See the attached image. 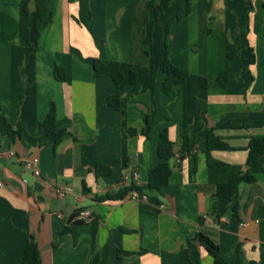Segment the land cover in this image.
<instances>
[{
    "label": "crops",
    "instance_id": "0c3cea01",
    "mask_svg": "<svg viewBox=\"0 0 264 264\" xmlns=\"http://www.w3.org/2000/svg\"><path fill=\"white\" fill-rule=\"evenodd\" d=\"M161 1L46 0L45 25L36 0H0V115L21 131L14 142L0 132V264H23L32 237L43 264H216L195 240L199 233L225 264H264V156L252 171L255 183H242L230 200L216 191L248 170L249 142L264 136V0H169L154 22ZM166 41L172 63L189 73L169 94L159 69ZM97 59L121 64L120 89L95 77ZM57 65L64 83L54 78ZM223 72L234 77L225 88L216 84ZM118 91L117 111L108 100ZM52 104L58 130L66 131L56 149L40 145ZM236 119L245 127L233 128ZM165 128L175 156L162 194L101 200L147 186ZM205 129L228 145L211 150L214 167L204 138L187 152L185 136ZM33 159L39 177L24 167ZM99 165L111 173L98 176ZM82 211L90 220L74 223Z\"/></svg>",
    "mask_w": 264,
    "mask_h": 264
},
{
    "label": "trees",
    "instance_id": "16d2710c",
    "mask_svg": "<svg viewBox=\"0 0 264 264\" xmlns=\"http://www.w3.org/2000/svg\"><path fill=\"white\" fill-rule=\"evenodd\" d=\"M150 6H152L150 4ZM169 0H162L160 5L155 8L154 12V22L158 20L159 13L168 9ZM36 9L38 11V16L40 20L44 21V24L47 25L51 22V17L48 15L46 8V0H36ZM27 12V9L25 7ZM152 27L148 29V33H151ZM33 50L35 48H32ZM148 55H151L149 50ZM151 83L150 87L155 89L156 82V72L157 68L155 67L154 61H151ZM159 69L165 74V82L163 85V92L169 94L175 87L183 85L187 82L189 73L187 70L180 69L175 66L170 59V52L168 49L167 41L165 42V50L162 61L160 63ZM94 74L96 78L109 77L112 79L115 87L120 89V87L126 81V76L122 71V66L119 62L110 61V60H101L97 59L94 63ZM129 82L135 85L138 81L137 74L134 71L129 72ZM54 78L59 83H64L66 81V72L64 68L60 66H55L54 69ZM234 77L228 73L223 72L217 78V86L225 88L232 84ZM200 87L207 88L208 83L206 78H201L199 82ZM109 105L114 110H120L121 108V94L116 92L109 97ZM58 116L57 109L55 104H52L51 109L46 117V119L41 123L42 129L46 133V138L40 145L42 146H52L53 149H56L63 141L66 136L65 130H58L57 128ZM246 125L245 119H236L232 122L233 128H244ZM152 128V118H148L146 127L142 131V135L149 137ZM0 132L6 135L11 142L16 141V139L21 137V131L15 130L13 126L9 123L8 119L4 115H0ZM131 135H136L137 132L130 130ZM197 137H202L206 141V154L208 156V164L212 167L217 166L219 163L215 162L210 157V152L213 149H225L228 145L223 142L215 133L214 129H205L201 131L198 135L187 134L185 138L189 142V147L187 152L191 154L193 147L195 146V141ZM174 148L170 140L169 131L167 128L163 129L160 133V140L158 143V157L160 163L157 167L153 168L149 172V182L146 187L132 186L125 189L124 191L116 195H107L101 200H117L124 198L129 192L136 191L139 194L144 191L153 192L162 194V190L168 186L171 175L172 168L170 166V161L174 158ZM264 156V136L253 137L249 142V153L246 165L248 170L246 172H238L232 178L226 182L221 183L216 186L217 195L223 197L227 200H230L234 195L238 193L239 186L242 183L253 184L256 182V178L253 175L252 171L258 167H261V157ZM98 176H106L111 173V169L105 166L99 165L96 168ZM79 214V213H78ZM77 214V215H78ZM196 241L202 243L209 255L214 259L216 264H225V260L222 258L219 248L215 245L208 237L199 233L195 237ZM192 247V242L189 245ZM189 247V248H190ZM122 254V253H120ZM128 255L126 253H123ZM97 260V258H96ZM23 264H43L39 245L34 237H32L30 243L24 251L22 258ZM95 263V262H94Z\"/></svg>",
    "mask_w": 264,
    "mask_h": 264
},
{
    "label": "built area",
    "instance_id": "2783aa9c",
    "mask_svg": "<svg viewBox=\"0 0 264 264\" xmlns=\"http://www.w3.org/2000/svg\"><path fill=\"white\" fill-rule=\"evenodd\" d=\"M10 155H12V153H10ZM179 162H180V157L177 156V163H179ZM38 163H39V159H33V160H29V161L26 160L24 162V167H25V169L30 170L36 177H39V176H41V172H40V169L38 168ZM129 178H130V176L126 177V180H129ZM131 179L133 181H139L138 173H133V175L131 176ZM2 186H3V184L0 182V187H2ZM65 192H66V189H62L59 192V196L64 197ZM131 194L134 198H140V196H141L136 191H133ZM162 208H164V206H162ZM90 217H91V213L89 211H82L73 219V222L74 223L87 222L90 220Z\"/></svg>",
    "mask_w": 264,
    "mask_h": 264
}]
</instances>
